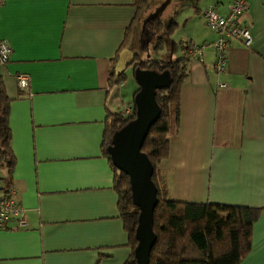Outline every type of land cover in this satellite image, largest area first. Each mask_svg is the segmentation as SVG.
<instances>
[{"label": "crops", "instance_id": "obj_1", "mask_svg": "<svg viewBox=\"0 0 264 264\" xmlns=\"http://www.w3.org/2000/svg\"><path fill=\"white\" fill-rule=\"evenodd\" d=\"M233 2L182 0L174 8L177 27L169 37L182 31L173 45L175 60L187 56V77L179 129L158 178L174 201L262 209L239 264H264V0H248L240 21L251 45L229 40L226 71L219 75L211 47L217 35L202 20L206 8L225 14ZM134 15L132 0H5L0 6V41L11 47L0 66L11 99L10 190L27 223L0 230V264L129 260L114 173L101 143L107 114L133 104L136 89L123 82L110 87L109 73ZM190 46L198 52L184 51ZM23 75L26 90L18 87Z\"/></svg>", "mask_w": 264, "mask_h": 264}, {"label": "trees", "instance_id": "obj_2", "mask_svg": "<svg viewBox=\"0 0 264 264\" xmlns=\"http://www.w3.org/2000/svg\"><path fill=\"white\" fill-rule=\"evenodd\" d=\"M150 1L132 0L135 8L134 18L124 34L119 50L112 59L115 64L121 49L125 47L135 27L141 22L140 50L133 55V59L128 64L132 68L133 77L137 67L157 72L166 70L171 75L169 86L156 91L155 99L160 108V117L151 126L141 148V152L147 156L153 167L152 181L156 187L158 199L152 224L156 242L150 252L148 264H239L250 252L253 226L258 221L262 209L174 201L169 197L166 186L158 178L159 165L169 155L170 137L177 133L180 125V95L182 84L187 77V56L183 54V57L174 61L141 57L147 50L149 41L157 40L155 49L162 48L164 43L163 37L159 36L163 27L160 17H155L146 24H143L144 21L141 19ZM176 27L177 23L172 19L166 28V35L171 36ZM192 47H187L184 51H190ZM114 64L109 73L110 87L120 84L125 79L123 73L114 72ZM137 91L138 88L134 95ZM10 103L11 99L6 93L0 76V171H5V175L0 176V181L5 184L0 187V199L8 196L10 192L15 165L9 126ZM134 115V102L130 116H124L123 112L108 113L101 143L102 156L107 159L114 173L113 189L118 195L119 213L131 248L130 258L125 264H136L135 230L139 212L131 200L129 178L113 166L108 148L111 146L114 133L132 120Z\"/></svg>", "mask_w": 264, "mask_h": 264}, {"label": "water", "instance_id": "obj_3", "mask_svg": "<svg viewBox=\"0 0 264 264\" xmlns=\"http://www.w3.org/2000/svg\"><path fill=\"white\" fill-rule=\"evenodd\" d=\"M160 12L161 10L151 15L143 24L159 17ZM134 78L138 85V91L133 97L134 118L114 133L108 153L113 166L128 176L131 200L139 212L135 230V262L148 264L150 252L156 242L152 224L158 199L152 181L153 167L141 148L151 126L160 117V108L155 99L156 91L169 86L171 75L166 70L157 72L137 67Z\"/></svg>", "mask_w": 264, "mask_h": 264}, {"label": "built area", "instance_id": "obj_4", "mask_svg": "<svg viewBox=\"0 0 264 264\" xmlns=\"http://www.w3.org/2000/svg\"><path fill=\"white\" fill-rule=\"evenodd\" d=\"M5 0H0V6ZM248 10V0H234L225 14L218 13L214 7H208L202 12V20L205 26L217 39L211 44L214 51V70L217 75L226 71L228 42L231 39L241 41L245 47H250L252 37L249 28L240 21L241 16ZM190 52H198L193 46ZM11 47L5 41H0V66H4L10 57ZM29 78L18 77V87L26 90ZM220 87L225 85L221 84ZM124 116L132 114V107H126ZM14 190H10L8 196L0 199V230H7L10 223H14L16 230L27 227L25 210L12 197Z\"/></svg>", "mask_w": 264, "mask_h": 264}, {"label": "rangeland", "instance_id": "obj_5", "mask_svg": "<svg viewBox=\"0 0 264 264\" xmlns=\"http://www.w3.org/2000/svg\"><path fill=\"white\" fill-rule=\"evenodd\" d=\"M182 0H151L148 7L145 9V11L142 14L141 19L147 20L151 15L155 14L157 11L161 10L159 17L162 22V30L159 34L160 37H163L164 43L162 48L155 49V46L157 45V40L154 39L152 41H149L147 44V50L142 53V58L145 57H151L153 59H161V60H168V59H177L176 57H180L178 54L176 56V52L174 51V40L178 42L179 40V34H181L182 31H179L178 35L169 37L166 35V28L169 25L170 21L174 19L177 22L176 14H174V8L181 6ZM165 5V6H164ZM164 7V8H163ZM185 12V11H184ZM185 13L183 17H185ZM184 21V20H183ZM141 29V22L137 24L135 27V33L134 38L129 44L127 50H124L121 57L119 58L115 69L116 73H123L125 75V79L123 81V84L127 86V88L134 87V89L137 90L138 85L135 81V78L133 77L132 68L128 66L129 62L133 59V55L135 53H139L138 48L139 44L137 43L138 34ZM179 48V47H178ZM180 52V50H177V53ZM135 90V91H136ZM5 175V171H0V176L3 177ZM5 184L3 181H0V187L4 186Z\"/></svg>", "mask_w": 264, "mask_h": 264}, {"label": "snow or ice", "instance_id": "obj_6", "mask_svg": "<svg viewBox=\"0 0 264 264\" xmlns=\"http://www.w3.org/2000/svg\"><path fill=\"white\" fill-rule=\"evenodd\" d=\"M26 2H31V0H26ZM0 23H2V22H0Z\"/></svg>", "mask_w": 264, "mask_h": 264}]
</instances>
